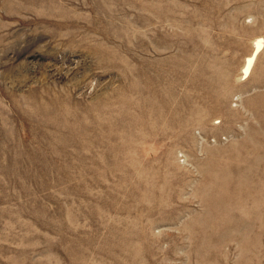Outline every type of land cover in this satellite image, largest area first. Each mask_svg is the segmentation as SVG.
<instances>
[{
  "label": "rangeland",
  "instance_id": "obj_1",
  "mask_svg": "<svg viewBox=\"0 0 264 264\" xmlns=\"http://www.w3.org/2000/svg\"><path fill=\"white\" fill-rule=\"evenodd\" d=\"M0 264H264V0H0Z\"/></svg>",
  "mask_w": 264,
  "mask_h": 264
},
{
  "label": "bare ground",
  "instance_id": "obj_2",
  "mask_svg": "<svg viewBox=\"0 0 264 264\" xmlns=\"http://www.w3.org/2000/svg\"><path fill=\"white\" fill-rule=\"evenodd\" d=\"M262 46H263V42H262V39L260 38L256 41L254 52L252 53V55L250 57H248V59L246 61V64L244 66V74H246V75L250 74V70H251L252 65L255 61V58H256L257 54L259 53V51H261V49L263 48Z\"/></svg>",
  "mask_w": 264,
  "mask_h": 264
}]
</instances>
